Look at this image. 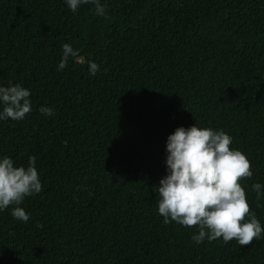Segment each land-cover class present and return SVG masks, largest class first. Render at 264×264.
<instances>
[{
	"label": "trees",
	"instance_id": "obj_1",
	"mask_svg": "<svg viewBox=\"0 0 264 264\" xmlns=\"http://www.w3.org/2000/svg\"><path fill=\"white\" fill-rule=\"evenodd\" d=\"M102 2L104 17L0 0V84L28 88L32 105L0 121V155L34 156L42 185L19 205L26 223L14 205L0 211V264H264V233L197 245L195 225L162 222L155 195L167 134L221 129L249 161L238 183L264 228V194L251 190L264 186V0ZM63 43L100 70L57 71Z\"/></svg>",
	"mask_w": 264,
	"mask_h": 264
},
{
	"label": "clouds",
	"instance_id": "obj_2",
	"mask_svg": "<svg viewBox=\"0 0 264 264\" xmlns=\"http://www.w3.org/2000/svg\"><path fill=\"white\" fill-rule=\"evenodd\" d=\"M65 3L73 13L81 5H91L96 15L106 16L102 0H65ZM70 60L86 62L89 75L100 70L94 60L85 61L79 49L63 43L57 71L64 69ZM31 107L28 88L11 81L0 84V121L22 120ZM38 111L44 116L54 115L50 106L41 105ZM230 144L231 137L225 131L195 123L177 126L166 136V174L156 184L155 195L159 197L156 210L164 224L173 221L185 227L195 225L197 231L191 239L197 245L217 238L225 243L234 239L241 246L249 245L264 233L238 183L240 178L252 176L249 161L240 150L230 148ZM262 187L260 183L251 185L257 199L264 194ZM41 190L34 156L29 155L25 165L15 164L8 155H0V211L14 205L10 215L26 223L29 215L19 205L26 196Z\"/></svg>",
	"mask_w": 264,
	"mask_h": 264
}]
</instances>
